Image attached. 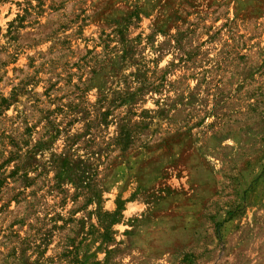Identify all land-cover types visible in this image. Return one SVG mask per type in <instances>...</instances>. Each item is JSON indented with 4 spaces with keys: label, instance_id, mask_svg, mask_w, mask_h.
Masks as SVG:
<instances>
[{
    "label": "rangeland",
    "instance_id": "374dc122",
    "mask_svg": "<svg viewBox=\"0 0 264 264\" xmlns=\"http://www.w3.org/2000/svg\"><path fill=\"white\" fill-rule=\"evenodd\" d=\"M0 264H264V0H0Z\"/></svg>",
    "mask_w": 264,
    "mask_h": 264
}]
</instances>
